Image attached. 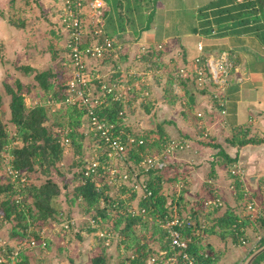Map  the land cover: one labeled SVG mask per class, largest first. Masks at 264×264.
<instances>
[{"label": "crops", "instance_id": "1", "mask_svg": "<svg viewBox=\"0 0 264 264\" xmlns=\"http://www.w3.org/2000/svg\"><path fill=\"white\" fill-rule=\"evenodd\" d=\"M105 1L108 7L109 1ZM173 1L176 0H130L129 5L128 0H119V8L110 4L109 13L105 11V32L109 36L118 38L121 44L119 56L122 57L119 59V70L130 65L124 62L128 60L134 62L135 56L143 53L141 50L143 45H150L153 55L158 56L154 58L159 60L156 63L163 69V73L156 69L157 71L154 72L157 75L154 77L156 81L153 79L152 82H145L146 87L153 92V98L147 102L150 108L147 113L153 116L156 124L163 125L165 137L169 138L177 134V138L187 140L185 148L177 151L181 154L178 155L179 153L176 152L175 155L177 160L183 159L179 168L188 164L184 184L185 187H189L188 194L192 192V203L199 204L209 198L220 196L223 204L218 207V213L216 212L214 216L220 217L227 210H234L238 219L244 222L241 229L243 233L241 235L246 238L244 244L240 237L235 241L230 234L223 238L221 234L216 233L203 239L212 245L214 251L212 264H234L242 259H246L245 264H249L250 254L262 248L260 242L264 229V221L254 220L249 216L247 208L249 194L260 197V190L264 184V14L257 0H193L190 18L188 21L182 19V26L174 30L173 26L167 22L155 19L157 5H160L156 3L160 2L165 6L168 2V8H170L171 5L173 6ZM7 2L8 5L5 4ZM17 4L24 13L22 16L24 20H13L11 17ZM39 6L43 10V0L39 2ZM164 6L161 7L160 12L163 17L169 13ZM49 7L53 8V4H49ZM114 9H116L115 14L111 12ZM27 12L29 9L23 5V0H4L3 2L0 0V43H3L5 49L7 48L6 58L1 59L0 67L9 62V42L13 43V41L7 42V35H13L16 30L20 34L25 32L27 35L28 31H25L29 25ZM120 12H122L121 16ZM8 29L13 31L9 33L6 31ZM54 30L52 34L59 36L60 28L56 26ZM48 41L53 40L50 38ZM199 43L203 44L202 49L199 48ZM159 44H163L164 47L159 49ZM14 48L11 47V49ZM28 50L30 48L27 47L23 51L28 53ZM224 50L230 53L234 62L230 83L226 88L221 89L215 85L199 88L190 82L187 87H184L185 96L187 94L186 97H188L186 101L174 95L170 90L172 63L176 69L197 56L207 57ZM2 53L4 54V51ZM153 55L151 54V57ZM161 89L164 94L157 98L154 94ZM191 96L195 97V102L192 101ZM218 96L224 100V104L219 101ZM26 102L29 104L27 100ZM199 112L202 114L199 115ZM10 114L8 104V118ZM241 129L249 132L250 136L262 138V141L245 145L230 142L229 138H234L235 132ZM217 144L221 147L216 146ZM222 149L235 158L230 167H225ZM237 163L244 170L245 174L242 178L231 172L232 166ZM236 180L243 184L241 190L243 195H239L240 191L232 187L235 186ZM245 191H247L246 194ZM203 204L199 219L206 218L210 225L215 222V219L213 214L208 213L207 216ZM52 231H55L53 223L43 229L44 235L49 240V246L54 239ZM82 232L83 240H77L73 245H78L75 248L76 256L84 260V256L89 253L84 246L87 245L85 244L86 236H90V233ZM63 235H65L62 241L64 246H69L67 242L74 240L67 239L69 234ZM49 246L36 247L27 251L28 264L33 263V260L38 257L45 259V256L41 254L46 255L47 252L55 264H58L56 255L49 250ZM150 246L157 250L161 247L156 243ZM126 250L128 251L129 248ZM121 251L119 248L122 254ZM113 257L114 255H111V264Z\"/></svg>", "mask_w": 264, "mask_h": 264}, {"label": "trees", "instance_id": "2", "mask_svg": "<svg viewBox=\"0 0 264 264\" xmlns=\"http://www.w3.org/2000/svg\"><path fill=\"white\" fill-rule=\"evenodd\" d=\"M108 1L110 2V0ZM113 1L116 8H119V0ZM257 2L264 13V0H257ZM128 3L129 5L131 4L130 0H128ZM121 14L122 12H120V16ZM66 49L69 55V50L67 47ZM151 52L142 53L141 59L147 63L151 62L150 60L155 59L153 51ZM151 54L153 57H151ZM107 57L110 56L105 55L102 58L107 59ZM120 57L122 56L120 55L119 59H121ZM123 57L125 58V55ZM110 58L114 59L113 63L115 64L112 63L113 65H110V67H116V64L119 62L118 58L114 55ZM0 61H2L1 58ZM153 66L156 69H161L160 65L157 63ZM24 69L26 73L32 71L30 66H25ZM118 74H120L119 70L116 73L114 72V77ZM71 77L72 69L70 67L67 73L63 69L57 71L49 68L46 70H38L34 75V83L29 82L24 84L21 80L17 79L16 86H13L6 82L5 86L7 93L11 95L9 102L11 114L9 118L5 117L6 109L0 93V169L6 166V155H9L13 165L18 169L25 170L28 177L27 182L21 190L23 194L21 202L17 200V190L10 182V177L7 176L4 180L0 179V229L8 225V236L10 239H16L15 241H21L26 238L40 240L43 229L51 225L53 221L59 219V212L62 210V206L60 207L59 204L61 195L66 194L69 196L70 193H73L72 197L68 198L69 205L73 206L76 203L81 204L84 206V213L96 210L94 214L95 217L98 216L103 224L104 222H108V228H112L114 231L117 229L118 235L123 237L119 240L120 242H124L126 247L130 249V244L132 245L131 241H133L134 247H137L135 251L139 253V256L133 259L131 264H146L148 255L153 251L150 246L151 242L158 240L162 242L165 236V230L158 225L153 226L152 231H149L148 216H150V214L154 215L156 212L157 214L159 213L160 216H164L169 209V206L166 205L168 197L161 191V175L153 174L159 173V171L150 172L153 174L152 179L149 180L150 187L153 190L152 197L147 200H140L142 206L146 208L145 215H132L122 211L125 207L126 200L120 199L119 195L115 197L110 196V186H105L102 190H97L95 182L88 179L85 184L79 181V183L72 188L73 190H69L68 182L61 186L58 180L52 175V170L54 169L62 175L67 171L61 170L59 165L66 156L67 146H72L77 156L79 155V159L76 160L77 162H73L69 166L68 170L71 172L73 170L72 167L76 165L81 167L85 162V151L91 145H86L87 134H89L91 138V143L98 139V137L94 135V131L86 132L84 130L83 122L85 120L88 121L89 118L88 106L70 104L67 101L69 96V80ZM105 81L108 80H100L99 89L100 85ZM170 81H173V77L170 78ZM190 82L194 84V80L192 79L183 81L184 87H187ZM37 88L46 96L45 100H49L50 103L52 102L55 108H51L44 103L27 104V96ZM107 98L110 100L107 106L101 109L99 107H94V110H96L100 116L112 120L115 123V131H118L122 126L120 124L122 121L120 111H125L126 104L118 100H113L110 95H108ZM192 101L195 102V97H192ZM143 106H145L146 111H150L147 103H143ZM127 130H130V128H127ZM156 130L160 135L158 139L156 138L157 140L155 139V143L162 146L163 143L167 142L163 125L157 123V127L152 128L149 132H154ZM67 137L70 138L69 143H66L64 140ZM123 138L125 139L126 135H123ZM142 138L145 142L140 147H131L129 152L130 154L133 153V157H135L137 161L142 157L141 152H143V154L148 153V151H146L148 139L145 136ZM229 140L234 144L245 145L248 143L260 142L262 138L250 136L249 132L241 129L237 130L235 132V137L229 138ZM216 146L221 147L220 144ZM221 153L226 161H224L225 167H230L235 158L231 157L223 149ZM80 175L81 171L80 168H78V170H75L73 178L79 180ZM42 176H45V178L39 181ZM235 187L240 191L239 195H243L241 191L243 189V184L236 180ZM64 190L66 191L64 192ZM125 190L126 189H122L123 192ZM185 191L184 189L179 194V197L175 199V204L179 209L182 208L184 202L185 204L192 203L191 198L187 197ZM80 196H82L81 200L79 199ZM101 198H103L106 203L104 206L101 205ZM117 201L118 204L114 205ZM218 207L219 206L214 207V210H210L209 214L218 213ZM197 209L192 212L194 215H192V220L194 219L195 227H186L184 229L186 236L191 235L193 237V240L190 241L191 252L197 253L201 250H206L213 255L214 251L212 245L207 243V241L203 242V239H206V237L212 234L219 233L223 238H226L230 234L235 241L239 240L240 235L243 234L241 229L244 226V222L238 219L239 217L234 210H227L222 216L216 217L215 222L210 225L206 222L207 226L203 228L202 222L199 219V214L201 212ZM70 214L67 215L69 216ZM146 215L148 216L145 217ZM139 223L142 225V232L136 230V226ZM29 227H32L31 230H28ZM216 227H218V229ZM93 231L94 229L88 228L87 233H93ZM76 238L82 241L84 238L83 232L78 231L76 233ZM99 241V247L101 248L93 254L90 260L91 264H111V255L107 251V246L101 243L103 242L102 239H99ZM6 242L8 241L6 240ZM260 244L262 248L259 251L252 252V254L249 253V264H263L264 236ZM162 245L164 249L169 246L167 243ZM48 246L49 240L47 247ZM8 247L9 244H7V248ZM8 249L12 248L9 247ZM27 253V249L23 250L19 260L13 262V264H28L29 258ZM1 255H3V252L0 247V256ZM71 261L73 264H86V260L83 259L82 261H75L73 259ZM210 261L212 263V259H210ZM0 264L11 263L10 261H0Z\"/></svg>", "mask_w": 264, "mask_h": 264}, {"label": "built area", "instance_id": "3", "mask_svg": "<svg viewBox=\"0 0 264 264\" xmlns=\"http://www.w3.org/2000/svg\"><path fill=\"white\" fill-rule=\"evenodd\" d=\"M105 7L102 0H61V4H58L59 15L62 18L67 33L66 47L69 53V67L72 69V77L69 80V96L67 98L68 103L88 106L89 108V131H94V135L98 137L93 144V158H85L83 166L80 167L81 175L79 181L85 184L88 179L95 182L96 189L102 190L105 186H111L115 179V169L111 164L112 159L116 154H119V158L125 162L130 160V156H124L123 150L128 152L131 147H140L145 141L142 137H138L133 132H126L122 128L115 131V125L112 120L100 116L94 107L100 109L109 104L108 95L113 100H118L126 104L129 93L137 92L142 93L145 99L150 94L148 88H142L141 83L145 80L142 66L145 65L147 69L151 67L150 62H144L141 59L142 53H138L135 56L134 62L130 60L127 62V68H121V70L114 68L113 72L121 71L119 79L112 82H103L100 85L99 90L94 88V78L91 77L92 70H90V63L94 59H99L105 55H111L117 53L121 49L119 39L111 37L106 34L105 24ZM158 48H162V44L158 45ZM199 48H203V44L199 43ZM141 50L143 53L153 51L151 46L143 45ZM121 66V65H120ZM109 70L112 72V69ZM234 69V62L230 56V53L226 50L211 54L207 57L197 56L188 63L181 64L174 72L173 81L171 83L174 93H184L183 81L186 79H192L194 82L202 88L215 85L218 88L224 89L230 83V76ZM100 77L99 74L95 76ZM144 91H147L144 94ZM108 94V95H106ZM147 95V96H146ZM219 101L224 104V100L218 96ZM146 103V102H144ZM126 113L121 110L120 116ZM202 113L199 112V115ZM119 116V117H120ZM126 135V138H123ZM66 143L70 142V138L64 139ZM186 139L179 138L177 141L169 143L168 147L162 152L155 155L149 153L143 154L141 152V159L138 162V170L135 172L130 171L129 174H119V187L122 189L129 188L133 192L138 193L141 191L140 200L148 199L152 197L153 190L150 187L149 181H140L139 178L142 174H148L151 171H161L169 165V154L178 147H183ZM93 150V151H94ZM6 174L10 177V182L17 190V200L22 201L23 194L21 193L22 187L28 180L26 173H23L21 169L16 168L9 155H6ZM231 172L243 177L244 170L238 163L234 165ZM132 175L136 178L133 184L131 182ZM79 183V182H78ZM127 185V186H126ZM232 187H235L234 185ZM247 191H245L246 194ZM120 199H124L119 197ZM82 199V196L79 198ZM101 205L105 203L101 198ZM126 200V199H124ZM127 201V200H126ZM118 201L114 203L117 205ZM204 204L206 206L217 207L223 204V200L220 196H215L207 199ZM131 202H126L122 211L130 213L132 215H139L135 208H132ZM130 206V207H128ZM248 214L254 220H264V184L260 190V197H255L249 194V200L247 202ZM144 211V207L142 208ZM145 212H140L144 215ZM95 212H89V224L85 226L87 228L94 229L93 233L103 241H107L105 244L110 245L111 239L114 235V229L105 226L100 218L94 216ZM68 220L62 224V230L68 231L75 229L76 219L66 217ZM157 221L160 226L162 225L165 230L164 241L169 245L168 248L159 250V253H150L146 259V264H212L210 259L212 255L206 250H201L197 253L190 251V241L193 240L191 235H185L186 227H195V222L192 220L193 216H170L169 213H165L164 216L157 214ZM206 222H202V227H205ZM264 226V225H263ZM29 227L28 230H31ZM30 232V231H29ZM264 236V229L261 233V237ZM122 239L123 237L120 236ZM240 240L244 244L246 243L245 236L240 235ZM119 242V248L123 251L126 250V245ZM4 241L1 244L3 255L0 256V261H10L11 264L19 260L21 252L25 249L27 251L36 247H47V236L41 233V239L35 238L18 240L14 244H9ZM5 252V255H4ZM139 253L135 250L126 255V258L119 264H131L133 259H136ZM246 259H242L234 264H245Z\"/></svg>", "mask_w": 264, "mask_h": 264}, {"label": "rangeland", "instance_id": "4", "mask_svg": "<svg viewBox=\"0 0 264 264\" xmlns=\"http://www.w3.org/2000/svg\"><path fill=\"white\" fill-rule=\"evenodd\" d=\"M4 0H1V2H3ZM41 0H23V5H25L26 9H29V12H27V23H29V25H27V27L25 28V31L27 32V35L25 34V32H22L21 34L18 32V30H16V32L13 35H7L8 41H13L9 42V62L5 65V66H1L0 67V93L2 94V101L4 104V107L6 109V113H5V117H7V108H8V104L10 102L11 99V95L9 93H7L6 90V86L5 83H9L13 86H16V81L17 79L21 80L24 84H27L29 82L34 83L35 82V78L34 75L38 70H46V69H53V70H57L60 71V69L64 70L66 73L68 71L69 68V55L67 54V49L65 47L66 41H67V33H66V29H65V24L62 20V18L59 15V11L57 13V6L58 4H61V0H43V10L40 9L39 6V2ZM165 1V0H164ZM196 1V0H194ZM198 1H202V0H198ZM46 2V3H44ZM113 2V4H112ZM192 2L193 0H176L173 1L170 8H168V2L167 5H163L160 2H157L156 5L159 3L160 5H157V10L155 13V16L157 19V21H159V19L162 21L167 22L168 24L172 25L174 30H178V28L180 26H182V19H185L188 21V19L190 18L189 14L191 12L192 9ZM102 3L104 4L105 9L107 8V10H105L107 12V14L109 13L108 11V7L111 5H114V1L111 0V2H109L108 7H106L107 3L105 0H102ZM8 5V2L5 3ZM49 4L52 5L53 4V8L49 7ZM166 8V10L169 12L167 14V16L163 17V15H161V7L163 6ZM19 4H17L16 8L13 10V13L11 15V17L13 18V20H24L23 19V14L21 12V9L18 8ZM32 8V9H31ZM116 9H114L113 11H111L113 14L116 13L115 11ZM264 14V13H263ZM56 26H58V28H60V35L57 36L52 34V30H54V28H56ZM6 31H9V33H11L13 30L12 29H8ZM24 31V29H23ZM55 31V30H54ZM62 33V34H61ZM51 35H54L51 37ZM12 36H14L12 38ZM12 38V40H11ZM50 38H52L53 41H48ZM56 39H58V41H56ZM6 42V45H7ZM23 42V43H21ZM28 42V44H27ZM21 43V44H20ZM50 43V44H49ZM3 43H0V58L3 59L6 58L7 53H5L7 50V48L5 49V46L2 45ZM24 44V45H23ZM29 45V46H28ZM47 45V48H46ZM11 47H15L14 49H11ZM30 48V50H28V53L26 51V53H24V49L26 50V48ZM45 47V49L43 50V48ZM164 47V45L162 44V48ZM4 51V54L2 53ZM57 52V53H55ZM2 53V54H1ZM56 54V55H55ZM55 55V57H53ZM114 55L116 56V58H118L119 60V52L117 53H112L111 55H109L110 57ZM211 55V54H210ZM209 56V55H208ZM107 57V59L105 58H99V59H94L91 61L90 63V70H92L91 73V77L94 78V88L99 90V84H100V80H108L105 82H112L115 80L119 79V74L115 75L114 77V68L112 66V72H110L109 70L111 69L110 65H113V60L112 58ZM151 62V67L149 69H147L145 67V65L142 67L143 70L145 69V73H144V79L142 82H152L153 79L155 80V75L157 70L156 68L153 66L155 65L156 62H158L159 60L152 59L150 60ZM127 62L130 63V60L124 62L127 64ZM113 63V64H112ZM115 65V64H114ZM25 66H30L31 68V72L30 73H26L25 71ZM180 66V65H179ZM175 66L173 65V63L170 65V69L172 68L173 72L172 74L174 75L175 72ZM161 68V67H160ZM34 69V70H33ZM116 69H119V62L118 64H116ZM175 69V70H174ZM156 70V71H155ZM9 71V72H8ZM159 71H162L161 73H163V69H159ZM116 73V72H115ZM160 73V72H159ZM99 74L100 77L96 78L95 76ZM165 74V73H164ZM113 79V80H112ZM194 86L199 87L195 82H194ZM167 86V84H165ZM164 85V86H165ZM172 85L170 84V87ZM141 87L142 88H147L146 87V83L143 84L141 83ZM202 88V87H199ZM170 90L173 91V88L171 87ZM97 92H100L97 91ZM147 91H144V94H146ZM148 92H150V94H148V96L144 99L142 96V93H138V95H136L135 93H129L127 100H130L126 103L125 105V111L126 113L123 115L122 121L120 122V124L122 125L121 128L123 130H125L126 132H133L134 134H136L137 136H145L148 139V144L146 146V151H148V153L150 155H155L157 153L162 152L164 149H166L169 145L170 142L172 141H177L179 138H177V134L176 135H171L169 138L167 137V142L163 143L162 146H160L159 144L155 143V139L159 138V133L156 131L154 132H149V130H151L152 128H156L157 124L155 123V121L153 122L154 124H151L149 122L150 120V116L148 115L145 106H143L144 102H149L152 98H153V92L151 90H149ZM174 93V91H173ZM164 94V91L161 89L158 92H155V96L158 97H162ZM175 96L178 97V99H181L183 101H186L188 99L187 94L185 96V91L184 93H180V94H176L174 93ZM46 96L43 95L42 91L40 89H35L32 91L31 94H29L26 98V100L29 102L30 105L35 104V103H44L47 104L48 106H50L51 108H55V105H53V103L48 100H45ZM180 100V101H181ZM114 123V122H113ZM85 124V125H84ZM115 125V123H114ZM83 126H84V130L86 132L89 131V124L88 121H84L83 122ZM82 126V128H83ZM127 128H130V130H127ZM156 139V140H157ZM96 142V140H95ZM95 142L91 143V138L89 136V134H87V138H86V145L91 144L87 150L85 151L86 154L85 158L87 157V159H91L93 158V153L95 152V150L93 149V144ZM186 143L184 144L183 147H178L176 148L173 152H171L169 154L168 160H169V166L166 167L165 169L159 171V173H153V174H159L161 175V186L162 189L161 191L168 196V200L166 202V205L169 206L168 209V213L170 216H174V215H180V216H188L191 215L193 210L197 209V205L198 209L200 212L201 210H203L201 208L203 203H199V204H194V203H188V204H183L182 208L179 209V207L175 204V199H177L179 197V194L186 189L185 194L187 195V197H190L192 200V192H190L191 194H188V190L189 187H185V179L186 174L188 172V164L187 165H182V168L179 166H181V162L183 161V159L181 160H177L175 153L177 151H182L185 146ZM137 148V147H134ZM131 149V148H130ZM94 150V151H93ZM130 152V150H129ZM128 152V149L125 151L123 150V154L124 156H130V160L128 162H125L123 159L119 158V154H116L114 156V158L111 161V164L113 165V168L115 169V179L113 183H117V184H113L111 186V188L109 189V194L110 196H118L122 197L124 199H126V202H131L132 203V208H135L136 211H138V213L140 214V212H146V208L144 206H142L141 201H140V194L141 191H139L138 193L133 192L131 189L126 188V190L123 192L121 190V188L119 187V174H129L130 171L135 172L136 170H138V162L136 160H134L135 157H133V153L130 154ZM178 155H180V152ZM175 155V156H174ZM79 159V155L77 156V154L74 151V148L72 146H67L66 147V156L65 158L59 163L61 170L66 171L64 175H62L60 172H58L57 170H52V175L53 177L58 180L59 184L61 186H63L66 182L69 183V190H73L72 188H74L75 185L78 184L79 180L78 179H74L73 178V174L75 172V170H78V168H80L79 166H75L72 167V171L70 172L69 166L73 163V162H77L76 160ZM188 162V161H186ZM178 164V165H177ZM234 168V166H232ZM181 169V170H180ZM23 173H25V170H22ZM153 174L148 173V174H142L139 178L140 181H149L152 179ZM155 177V176H154ZM7 178V174H6V170H5V166L0 169V179L4 180ZM45 178V176H42L41 179H39V181H42ZM67 178V180H66ZM136 181V178H134V176L132 175L131 177V182L129 184H133V182ZM127 186V185H126ZM67 190V189H66ZM64 190V192L66 191ZM73 193H70L69 196H67L66 194H62L60 199H59V204L60 207L62 206V210L59 212V219L53 221V230L51 234H53V240L51 241L52 243L49 246V250H51V252L53 254L56 255L58 264H73L72 263V259L77 261L79 259V261L81 258L78 256H76L75 254V248L78 247V245H73L75 244V241H77L78 239L76 238V233L78 231H88V228L85 226L87 223L89 224V213H84V206H82L81 204H74L73 206L69 205L68 202V198L72 197ZM193 202V200H192ZM105 204L103 203L102 206H104ZM130 207V206H128ZM144 207V211L142 210V208ZM200 207V208H199ZM70 208V209H69ZM203 208L204 211L207 212V216L210 210H214L215 208L212 206H206L205 204H203ZM69 209V210H68ZM70 211V212H68ZM94 212H96V210H93ZM215 212V211H213ZM71 213V214H70ZM113 213V212H112ZM111 213V214H112ZM67 214H70L69 216ZM116 214V213H115ZM145 215V214H144ZM193 215V214H192ZM215 214H213L214 216ZM75 218L76 219V226L75 229H71L66 231L62 230V224L65 223L68 219L66 217L69 218ZM115 216V215H114ZM148 215H146L145 217H147ZM194 216V215H193ZM217 216H214L213 218L215 219ZM149 218V231H152L153 226L158 225L160 228H163L162 225L160 226L159 222L157 221V212L153 215L150 214V216H148ZM201 219V218H200ZM201 222H209L206 218L205 219H201ZM124 224V223H123ZM122 224V225H123ZM105 226H109L108 222H104ZM207 226V225H206ZM204 228V227H203ZM60 229V231H59ZM136 230L142 232V225L139 223L136 226ZM63 234H69L68 238H71L72 242H67L69 244V246H64L65 244L62 242L63 241V237H65V235ZM120 235H118V231L116 229V231L114 232L113 238L111 239V244L110 245H106L105 243L107 241H103L101 242L102 244H105L108 248L107 251L110 255H114V259H113V263L112 264H119L122 259L124 260L125 256L127 254H131L134 250H136L137 247H134V243L133 241H131L132 245L130 244V249L127 250H123L121 251L122 254L119 252V240H120ZM8 241L9 244H14L16 241V239H10L8 236V225L1 228L0 229V246L4 241ZM13 240V241H12ZM66 241V239H65ZM159 241V242H158ZM158 241H152L150 245H154L155 243L159 246H163L162 244H166L164 241V238L161 242V240ZM99 238L95 235V233H90V236H86V242L84 246V248H86L89 253L84 257V260H86V264H91V258L93 256V254L99 250L101 247H99ZM206 242V241H203ZM125 245V243H122ZM133 247V248H131ZM160 250L164 249L162 247ZM167 248V247H165ZM153 251L152 253H159V250L152 248ZM2 250V248H1ZM41 252V251H40ZM51 253V254H52ZM41 256H45V259H43L42 257H38L36 259L33 260V263L31 264H55L53 258L51 257V255L47 252V254H41ZM69 261V263H68ZM71 261V262H70ZM78 263V262H77Z\"/></svg>", "mask_w": 264, "mask_h": 264}, {"label": "water", "instance_id": "5", "mask_svg": "<svg viewBox=\"0 0 264 264\" xmlns=\"http://www.w3.org/2000/svg\"><path fill=\"white\" fill-rule=\"evenodd\" d=\"M149 122H150L151 124H154V123H153L154 121H153V116H152V115L150 116V120H149ZM250 180H251V179H250Z\"/></svg>", "mask_w": 264, "mask_h": 264}]
</instances>
